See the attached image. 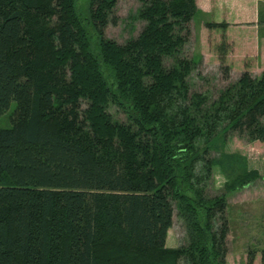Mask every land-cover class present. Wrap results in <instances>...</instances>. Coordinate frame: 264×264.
<instances>
[{
  "label": "trees",
  "instance_id": "1",
  "mask_svg": "<svg viewBox=\"0 0 264 264\" xmlns=\"http://www.w3.org/2000/svg\"><path fill=\"white\" fill-rule=\"evenodd\" d=\"M136 1L143 26L117 43V0H0V115L15 102L0 129V264H226L227 197L260 175L222 147L264 142V70L215 97L191 90L195 0ZM228 49L222 35L225 80ZM174 210L185 241L168 247ZM256 252L264 264V247L245 264Z\"/></svg>",
  "mask_w": 264,
  "mask_h": 264
},
{
  "label": "rangeland",
  "instance_id": "2",
  "mask_svg": "<svg viewBox=\"0 0 264 264\" xmlns=\"http://www.w3.org/2000/svg\"><path fill=\"white\" fill-rule=\"evenodd\" d=\"M210 1L211 19L219 17L221 12L226 14L229 1L234 2L233 5L237 12H233V16L236 19L239 3L235 0ZM198 2L203 7H206L205 0H198ZM246 2H248L249 6L251 4L252 9V0H246ZM256 2L257 10L262 8L264 11V0H257ZM217 5L222 7L220 8ZM138 7L139 3L136 0H117L115 6L117 22L115 25H109L106 28V37L113 39L117 43H123L128 38L135 37L141 30L143 22L131 20L129 17L135 13ZM207 18L200 13L194 16L193 21L189 25L190 36L183 52L185 56L190 57L192 55V57L199 60L196 70L191 75V90H207L211 96L215 97L218 89L234 81L238 74L230 69L228 80L222 78L218 68L219 61L216 53V46L220 43L222 35L220 37L215 31L205 29V20L203 19ZM260 59L259 53L257 54L256 52L244 57V60L253 67L259 65ZM14 109L15 102L11 101L8 108L0 115V129L10 127V117ZM222 151L244 156L248 169H255L260 175L258 179L240 190L230 193L227 197V216L230 221V232L226 239L228 249L226 264H245L248 249L254 248L258 250L264 247V142L248 140L245 134L243 136L236 135L224 143ZM215 155L216 152H210V156ZM223 183L222 174H220L217 167H214L212 178L207 187V193L212 196L221 192ZM184 241V228L176 210H174L172 225L167 233L166 246L176 247L183 244ZM252 264H261L259 252H256Z\"/></svg>",
  "mask_w": 264,
  "mask_h": 264
},
{
  "label": "crops",
  "instance_id": "3",
  "mask_svg": "<svg viewBox=\"0 0 264 264\" xmlns=\"http://www.w3.org/2000/svg\"><path fill=\"white\" fill-rule=\"evenodd\" d=\"M235 1L239 3V6L237 7V9H239L237 13L238 18L236 16V19H234L233 16V12H237L233 5V1H229L226 10L227 13H224L225 15L221 12L219 17L211 19L210 15L212 12L209 10L211 1L205 0L206 7H203L198 0H195L197 7L196 15L200 13L203 17H208L207 19H203L205 22L225 21L227 27L223 32L219 29H205L215 31L220 37L221 35H224L226 42L229 44V49L225 56L226 64L236 74L247 69L251 74L258 75L264 70V22L257 21V0H252V9L251 4L249 6L246 0ZM217 6L220 8L222 7L221 5ZM252 52L259 53V56L261 57L259 65H255V67L244 60V57Z\"/></svg>",
  "mask_w": 264,
  "mask_h": 264
}]
</instances>
